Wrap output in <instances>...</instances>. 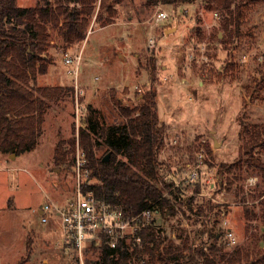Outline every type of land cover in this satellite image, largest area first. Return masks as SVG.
<instances>
[{
  "label": "rangeland",
  "instance_id": "obj_1",
  "mask_svg": "<svg viewBox=\"0 0 264 264\" xmlns=\"http://www.w3.org/2000/svg\"><path fill=\"white\" fill-rule=\"evenodd\" d=\"M101 1L93 3L87 38L80 44L68 47L57 31L50 29L49 54L54 64L49 70L54 72L48 70L34 83L42 87L73 86L74 96L50 104L36 151L19 156L0 152V264H18L22 259H28L26 264H77L70 249L63 246L60 222L54 219L42 223L35 211L48 200L67 201L77 190L74 171L54 165L55 148L60 141L75 137L77 150L89 105L99 110L106 125H111L123 120L117 101L122 107L134 108L141 95L151 89L157 91L158 115L166 132L159 158L163 174L168 181L174 180L175 187L182 189L186 197L195 195V203L211 201L219 205L211 212V217L216 218L210 221L178 210L176 215L164 217L154 214L157 223L173 238L175 230L186 229L198 246L208 241V233L200 236L199 232L206 228H213L216 233L222 231L220 253L231 254L238 247L262 250L264 227L259 218H252L248 228L245 211L260 214L257 196L264 191V183L252 168L243 166L236 174L231 173L228 188L221 184L218 169L220 164L238 159L244 123L264 124V3L249 7L240 37L234 39V44L225 45L219 42L223 37L220 14L210 10L202 0L181 7L165 4L164 0H121L111 4V11L102 8ZM35 3L36 0H19L23 7ZM159 9L170 17L156 25L154 17ZM108 26L119 27L131 36L123 35L124 39H120L117 29L94 32ZM170 29L173 30L166 32ZM196 29L203 34L202 40L192 36ZM150 33L155 36L156 47L148 46ZM134 39L139 43L134 45ZM83 51L92 58L88 61L92 64L89 75L92 88L76 98L75 86L79 84L78 74L79 71L82 74L83 66L79 65L77 74H70V70L76 71L75 66L64 63V54L77 55ZM97 56L105 64L119 61L117 56L127 57L122 61L137 63L142 77L124 78L113 67L97 69L98 64L94 65ZM230 62L236 65L234 75L231 70L226 72ZM98 78L102 84L111 82L113 87H128L100 90ZM260 153L264 161V152ZM103 154L97 150L98 156ZM193 169L198 176L191 182L186 177ZM196 189L200 191L197 194ZM228 232L235 237V244L230 243ZM90 248L84 254L85 261L98 258V252Z\"/></svg>",
  "mask_w": 264,
  "mask_h": 264
},
{
  "label": "trees",
  "instance_id": "obj_2",
  "mask_svg": "<svg viewBox=\"0 0 264 264\" xmlns=\"http://www.w3.org/2000/svg\"><path fill=\"white\" fill-rule=\"evenodd\" d=\"M95 1L36 0L34 5L23 7L19 0H0V152L19 156L34 151L43 134L50 104L74 96L73 86L42 87L34 83L54 64L49 54L52 47L50 29L56 30L68 47L85 41ZM120 1L102 0L101 6L111 11V4ZM195 1L164 0V3L181 7ZM202 1L220 14L223 37L219 42L225 45L234 44V39L240 37L249 7L264 3V0ZM195 31L192 36L197 35L202 40L200 29ZM235 69L236 65L230 62L226 72L231 70L234 75ZM157 98V91L151 89L141 95L134 108L122 107L117 101L123 120L111 125L104 123L99 110L88 106L79 133L80 148L90 170L83 191L94 193L99 201L121 207L127 217L146 210L163 217L187 210L199 220L205 217L210 221L212 217L216 218V215L211 217V212L219 205L211 201L195 203V195L186 197L182 189L175 187V181H168L163 174V163L159 158L165 146L166 132L160 123ZM241 138L243 143L238 159L231 164L219 165L221 184L228 188L232 182L231 173L236 174L243 166L252 168L264 183V161L260 156V151L264 152V124L244 123ZM97 150L104 154L98 156ZM108 153H111L110 159L104 162ZM75 159V137L60 141L55 148L54 165L75 173ZM199 192L196 189L195 194ZM257 199H260V214L250 209L245 211L248 228L252 218H259L264 227V191ZM154 214L150 220L141 221L137 233L140 241L127 237L117 248L109 247L105 241L92 244L98 258L87 259V264H264V247L258 251L238 247L231 254L220 253L224 232L216 233L213 228L197 232L200 236L208 233V241L198 246L186 229L175 230L173 238L157 223ZM261 238L264 243V230ZM28 250L31 253L30 245ZM70 251L79 264L77 251L74 247H70ZM27 261L22 259L18 264Z\"/></svg>",
  "mask_w": 264,
  "mask_h": 264
},
{
  "label": "built area",
  "instance_id": "obj_3",
  "mask_svg": "<svg viewBox=\"0 0 264 264\" xmlns=\"http://www.w3.org/2000/svg\"><path fill=\"white\" fill-rule=\"evenodd\" d=\"M169 17V13L159 9L154 17L155 24L167 21ZM148 46L149 48L156 46L154 35L148 38ZM80 62V53L64 54V63L75 66L76 71L70 70V74L78 73ZM76 98H78L77 95ZM87 162L85 153L78 145L75 159L76 193L63 203L48 200L38 209L42 223H50L54 219L60 222L64 235L63 246L68 249L74 247L79 257V264H87L84 254L92 244H102L105 241L109 247L117 248L127 237L140 241L137 233L141 228V221L150 220L154 214L146 210L134 217H127L121 207L99 201L92 192H84L83 183L90 176ZM197 176L196 170L193 169L186 178L194 182ZM228 239L230 243H236L231 232H228Z\"/></svg>",
  "mask_w": 264,
  "mask_h": 264
},
{
  "label": "crops",
  "instance_id": "obj_4",
  "mask_svg": "<svg viewBox=\"0 0 264 264\" xmlns=\"http://www.w3.org/2000/svg\"><path fill=\"white\" fill-rule=\"evenodd\" d=\"M115 26V25H114ZM114 26H108L106 28H101V29H97L96 33L98 32H102V31H105V30H109V29H117V31L119 32L117 34V36H119L120 39H124V36L125 35L127 38H130V34L128 32H121L119 30V27L117 28H114ZM115 30H113L111 33H110V36H112V34L115 32ZM173 29H170V30H166V32L168 31H172ZM91 33V35L94 34ZM122 33V34H121ZM152 33H150L151 35ZM150 35L148 36V38L150 37ZM153 35V34H152ZM139 43L138 40H135L134 39V45ZM156 47V46H155ZM81 51V50H80ZM82 52V51H81ZM100 54V52H99ZM118 60L117 62H113V63H110V64H105L104 62V59L101 58V56H97V58L95 57V59H97L98 61L96 62V60L94 61V65L98 64V67L97 69H103V70H111V68L113 67V70H119L124 78L127 76V77H130V76H136V77H142V75H140L138 73V64L137 63H134V61H129V62H123L122 60L126 59V58H121L119 56H117ZM92 58L91 57H86L85 56V51H83V53L81 54V64H80V67L83 66V71H82V74L80 73L79 71V84L75 86L76 88V94H77V97H79L80 94H82L84 96L85 92L87 89H91L92 88V79H89V75L90 73L92 72V64L90 62H88L89 60H91ZM121 59V60H120ZM165 66V65H164ZM147 71V70H146ZM49 72H53L51 69L49 70ZM102 75V74H101ZM103 77V75H102ZM98 80L100 81L101 83V80L102 79H99ZM185 82V80L183 81V83ZM114 83H111V82H108L106 84H100L98 86V89L100 90H110V89H116V90H119L120 88L122 87H126L127 85H122V86H117V87H113ZM128 87V86H127ZM136 88V86H135ZM87 97H89L87 94H86ZM36 151V150H35ZM34 152V151H33ZM31 153V152H30ZM41 206H39L35 211L39 214L38 212V209L40 208ZM40 215V214H39Z\"/></svg>",
  "mask_w": 264,
  "mask_h": 264
},
{
  "label": "water",
  "instance_id": "obj_5",
  "mask_svg": "<svg viewBox=\"0 0 264 264\" xmlns=\"http://www.w3.org/2000/svg\"><path fill=\"white\" fill-rule=\"evenodd\" d=\"M111 153H108L105 158L103 159L104 162H108L110 159Z\"/></svg>",
  "mask_w": 264,
  "mask_h": 264
}]
</instances>
